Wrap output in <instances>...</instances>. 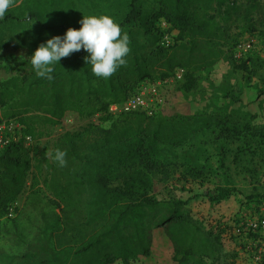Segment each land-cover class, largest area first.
<instances>
[{
  "label": "trees",
  "instance_id": "16d2710c",
  "mask_svg": "<svg viewBox=\"0 0 264 264\" xmlns=\"http://www.w3.org/2000/svg\"><path fill=\"white\" fill-rule=\"evenodd\" d=\"M136 1L127 2L130 9L119 24L121 30L138 22L148 32L145 19L154 22L163 19L169 25L167 33L173 43L159 44L148 53L139 54L136 41L130 37L131 51L126 65L108 79L93 75L91 65L85 62L84 50L62 58L60 65L54 66L50 79L37 76L33 70L30 55L35 49L52 36H63L69 27L78 29L80 23L72 25L69 17L56 23L55 11L44 5L26 6L20 13L9 9L0 19V28L6 27L11 39H17V46L28 50V58L18 63L19 72L0 81V106L9 105L23 114L39 112L20 116L26 134L35 135L36 118L43 124L59 125L68 110H75L82 117L101 114L102 120L110 121L107 128L90 123L82 130L66 131L57 139L47 159L49 174L44 183L58 212L36 211L28 231L21 230L15 222L12 229H6L3 224L11 218L4 220L0 230L6 229L7 238L18 251L0 249V264H115L118 261L128 264L134 258H151L155 239L160 234L173 245L174 260L179 264L191 258L201 262L213 260L223 247L224 229L194 216L187 200L155 199L150 195L149 172L162 167L155 160L156 153L169 152L188 162L189 156L196 159L189 149L177 151L176 146L199 129H209L211 122L204 120L178 130L170 126L169 133L161 136L151 125L159 113L114 114L110 106L136 94L144 82L173 77L179 68L184 69L180 89L196 90L198 73L215 66L224 57L225 47L234 53L242 33H237L235 28L244 25H247L244 31L253 28L260 0H157L158 8L150 16L138 10ZM63 3L71 5L70 0ZM32 22L38 24L37 29L27 27ZM5 45L0 35V50ZM239 62V68L255 74L264 61L253 57ZM235 132L234 128L223 126L217 135L221 141L216 148L219 168L226 183L218 186L215 194L209 192L211 201L226 199L234 190L229 185L224 140ZM57 149L67 153L63 167L54 163ZM33 159L24 136L0 149V217L10 211L25 191ZM195 166L201 171L203 167L209 168L201 162ZM36 179L34 175L31 188L37 184ZM252 196L254 200L255 194ZM57 230L63 231L64 239H54ZM250 231V236L255 238L264 234L261 230Z\"/></svg>",
  "mask_w": 264,
  "mask_h": 264
},
{
  "label": "rangeland",
  "instance_id": "374dc122",
  "mask_svg": "<svg viewBox=\"0 0 264 264\" xmlns=\"http://www.w3.org/2000/svg\"><path fill=\"white\" fill-rule=\"evenodd\" d=\"M129 1L70 0L71 5L68 7L63 0H19L13 1L10 9L20 13L26 6L44 5L55 11L56 23L69 17L72 25H77L84 14L109 15L120 24L130 9L127 4ZM136 6L144 16H150L158 8L157 0H137ZM144 24L149 28L148 32L138 22L128 24L121 30L122 35L134 38L139 54H146L155 46L166 44L167 39L170 44L173 43L167 33L169 25L163 19L156 22L145 19ZM246 26L235 28L237 33H242L238 36L233 54L225 47L224 57L215 66L197 74L196 90L184 92L180 89V82H152H161L158 87L160 112L151 124L152 129L158 130L161 136L169 133L170 126L178 130L204 120L211 122L209 129H199L187 141L176 146L177 151L189 149L197 156L196 159L189 156L188 162L184 157L173 156L169 152L156 153L155 160L162 167L149 172L150 195L153 198L187 200L194 216L207 219L224 229L221 236L223 247L215 259L201 262L191 258L185 264H264V234L260 232L257 238L249 234L250 223L257 220L264 210V62L257 67L255 74L237 66L239 61L253 57L264 61V0H260V8L252 22L253 28L244 31ZM27 27L37 29L38 24L32 22ZM0 35L6 44L0 50V81H4L19 72L18 63L28 58V50L17 46V39H11L12 35L6 27L1 26ZM246 44H251V48H243ZM31 114L38 115L39 112L23 114L9 105L0 106V135L10 141L29 136L26 144L34 157L27 187L10 207L13 217L3 224L6 229H12L15 222L21 230L28 231L29 221L34 218L36 211L45 209L58 212L51 203L53 196L44 179L49 174L47 159L64 132L82 130L90 123H100L106 128L110 126V121L102 120L101 114L82 117L77 111L68 110L59 125L43 124L36 118V133L32 136L25 133V125L20 122V116ZM223 126L236 130L233 136L222 139L227 142L225 165L229 185L234 190L226 199L211 201L209 192L215 194L216 188L226 183L223 170L219 168L220 156L216 150L221 142L217 135ZM152 157L154 161V155ZM198 162L209 168L203 167L201 171L195 166ZM34 175L37 176V184L31 188ZM252 194L256 196L254 200ZM5 228L0 230V249L17 252L18 248L7 238ZM54 234L56 240L65 238L63 231L57 230ZM153 252L151 258H134L128 264H179L174 260L173 245L163 234L157 235ZM176 257L179 259L181 255L176 254ZM115 264L124 263L118 261Z\"/></svg>",
  "mask_w": 264,
  "mask_h": 264
},
{
  "label": "clouds",
  "instance_id": "9594fccd",
  "mask_svg": "<svg viewBox=\"0 0 264 264\" xmlns=\"http://www.w3.org/2000/svg\"><path fill=\"white\" fill-rule=\"evenodd\" d=\"M13 0H0V19H3ZM80 27H69L63 36L55 35L41 43L30 55V63L36 75L51 78L56 64L73 52L84 50L85 62L98 78L108 79L118 68L126 65L130 53L129 37L121 32L118 23L109 15H84ZM66 151L57 149L54 163L66 164Z\"/></svg>",
  "mask_w": 264,
  "mask_h": 264
},
{
  "label": "built area",
  "instance_id": "2783aa9c",
  "mask_svg": "<svg viewBox=\"0 0 264 264\" xmlns=\"http://www.w3.org/2000/svg\"><path fill=\"white\" fill-rule=\"evenodd\" d=\"M165 46H169V40L167 39ZM240 47V46H239ZM243 48L248 49L251 48V44H246L243 46ZM184 79V69L179 68L176 71V74L173 77L168 78L167 80H164L163 82H181ZM161 83V82H160ZM160 83L154 84L152 82H144L141 84L138 92L136 94L132 95L128 99H126L123 102L113 103L110 106V111L114 114L121 113V112H136L141 111L145 112L148 115L152 116L160 112V102L161 99L159 98V86ZM25 139H30L29 136H25ZM10 140H5L0 135V149H3L8 143H10ZM263 214L257 218V220L250 223V228L253 231L261 230L264 232V210L262 212ZM13 217V210L10 209V211L3 217H0V229L4 222V220Z\"/></svg>",
  "mask_w": 264,
  "mask_h": 264
}]
</instances>
